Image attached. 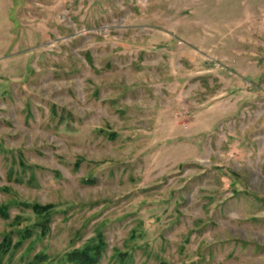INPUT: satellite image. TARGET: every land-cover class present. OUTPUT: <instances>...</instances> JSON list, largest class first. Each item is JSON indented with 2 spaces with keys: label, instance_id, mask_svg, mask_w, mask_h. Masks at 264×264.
<instances>
[{
  "label": "rangeland",
  "instance_id": "obj_1",
  "mask_svg": "<svg viewBox=\"0 0 264 264\" xmlns=\"http://www.w3.org/2000/svg\"><path fill=\"white\" fill-rule=\"evenodd\" d=\"M0 264H264V0H0Z\"/></svg>",
  "mask_w": 264,
  "mask_h": 264
},
{
  "label": "trees",
  "instance_id": "obj_2",
  "mask_svg": "<svg viewBox=\"0 0 264 264\" xmlns=\"http://www.w3.org/2000/svg\"><path fill=\"white\" fill-rule=\"evenodd\" d=\"M49 207V206H48ZM34 209L37 211L39 209L45 210L47 209V206H39V205H34Z\"/></svg>",
  "mask_w": 264,
  "mask_h": 264
}]
</instances>
